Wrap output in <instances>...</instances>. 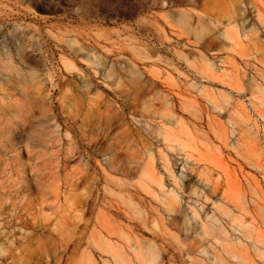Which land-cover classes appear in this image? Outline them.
Instances as JSON below:
<instances>
[{
    "label": "rangeland",
    "instance_id": "1",
    "mask_svg": "<svg viewBox=\"0 0 264 264\" xmlns=\"http://www.w3.org/2000/svg\"><path fill=\"white\" fill-rule=\"evenodd\" d=\"M0 264H264V0H0Z\"/></svg>",
    "mask_w": 264,
    "mask_h": 264
},
{
    "label": "bare ground",
    "instance_id": "2",
    "mask_svg": "<svg viewBox=\"0 0 264 264\" xmlns=\"http://www.w3.org/2000/svg\"><path fill=\"white\" fill-rule=\"evenodd\" d=\"M173 197H176L175 195H173ZM176 199V198H175Z\"/></svg>",
    "mask_w": 264,
    "mask_h": 264
}]
</instances>
